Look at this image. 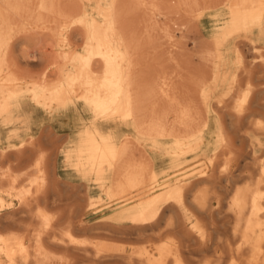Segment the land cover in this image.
Wrapping results in <instances>:
<instances>
[{
  "label": "bare ground",
  "instance_id": "obj_1",
  "mask_svg": "<svg viewBox=\"0 0 264 264\" xmlns=\"http://www.w3.org/2000/svg\"><path fill=\"white\" fill-rule=\"evenodd\" d=\"M263 100L264 0H0V264H264V117L246 173L225 122ZM36 114L77 133L44 147ZM58 152L88 194L67 214Z\"/></svg>",
  "mask_w": 264,
  "mask_h": 264
},
{
  "label": "rangeland",
  "instance_id": "obj_2",
  "mask_svg": "<svg viewBox=\"0 0 264 264\" xmlns=\"http://www.w3.org/2000/svg\"><path fill=\"white\" fill-rule=\"evenodd\" d=\"M216 24H215V22H214V20L213 19H211V17L209 16V15H204V17L202 18V25H199L198 24V27H199V30L197 29V30H194V31H192L191 33H189L188 34V37H190V38H188L187 39V44H188V47L189 48H193L194 47V43H193V39L196 37V36H200V38H205L206 37V35H205V33L204 32H206L205 31V29H208L210 32L214 29V26H215ZM80 36V35H79ZM75 36L74 38H73V40H74V42L77 44V46L78 47H80L81 45L80 44H82V37L80 36ZM205 36V37H204ZM77 37H79V38H77ZM77 39H80V40H77ZM77 40V41H76ZM192 44V45H191ZM49 49H51V48H49ZM32 51H33V49H31ZM52 50V49H51ZM251 56H252V58H253V55H252V53L250 52V53H248V57H249V59H252L251 58ZM32 57V58H31ZM37 58V59H36ZM192 58H193V61H198L199 60V58L198 57H196V56H192ZM28 59V60H27ZM27 59H24V62H23V66L25 65V67L30 71V73L32 72V75H35V73H36V75L35 76H39V74L38 73H40V75H41V73L43 72V71H45V69H46V67H47V61L45 60V59H43V58H39L38 56H35V57H33V56H30V58L28 57ZM32 59V60H31ZM33 59L35 60V61H33ZM39 61H41V62H39ZM46 61V62H45ZM42 71V72H41ZM34 73V74H33ZM264 101V100H263ZM260 109H262V111L260 110ZM256 113V114H255ZM255 116V117H254ZM246 117V118H245ZM244 117V121L242 120L241 122H239V124H236L235 126H230V124H229V121H227V116L225 117V119H226V123L228 124V127H229V130H230V132H231V134L234 136H238V137H236V138H234V149L235 150H239L240 149V152H239V154L241 153V155H239V157H237V159H235V161H234V164H237V162L238 163H240V165H241V167L244 169L245 167V164H250V160H249V158L247 157V153H249V151H250V147H249V145H248V141L244 138V137H242V135L240 134V132H239V130L241 129V128H243L244 130H245V128H247V126H249L250 125V122H248L249 120H250V118L251 119H255V118H257V117H264V104L263 105H261L260 107H259V109H258V111L257 112H254V114L252 115V117H248V116H245ZM246 121V122H245ZM241 124V125H240ZM237 126H238V128H237ZM235 129H237V130H235ZM248 131L249 132H251V133H253L254 134V132L252 131V129H248ZM244 132V131H243ZM238 138V139H237ZM244 138V140H242ZM264 138V137H263ZM237 140V141H236ZM242 140V141H241ZM247 141V142H246ZM60 142V141H59ZM59 142H58V144H59ZM244 142V143H243ZM246 143H247V145H246ZM247 149L246 151H245V149ZM244 149V150H243ZM249 149V150H248ZM248 151V152H247ZM242 152L243 153H245V154H242ZM263 153V151H262V148L261 149H259L258 151H257V154L258 155H260V154H262ZM243 155V156H242ZM244 158V156H245V159L243 160V158ZM242 159V160H241ZM200 159H198V158H194V159H191V161L189 162L190 164H192L193 162L194 163H196L195 161H199ZM193 161V162H192ZM237 161V162H236ZM247 161V162H246ZM245 163V164H244ZM5 163L4 162H0V167H2L3 165H4ZM28 165V163L27 162H24V164H23V167H26ZM240 167V171H242V173H244L245 171L247 172L248 170L245 168L244 169V172H243V169ZM239 171V172H240ZM245 172V173H246ZM62 180H60L59 182H60V184H57L56 186H55V188L53 189V195L55 196V197H61L62 199L59 201V203H60V206H61V210H63L62 212L64 213V211H65V213L64 214H67L68 213V209H67V207L65 208L63 205H67V204H79V203H77V202H81L82 204H84L85 203V198L87 197V192H86V190H85V188L84 187H78V185L77 186H74V188H73V186H72V188H71V186H68V185H66L65 183H63V182H61ZM59 189H58V188ZM76 187H78V188H76ZM61 188V189H60ZM55 190V191H54ZM59 190H61V193H60V191ZM76 190H77V192H76ZM57 191V192H56ZM83 191V192H82ZM60 193V194H59ZM62 193H64L63 195H62ZM82 193V194H81ZM92 195H95V194H97V192H90ZM86 195V196H85ZM67 197V198H66ZM77 199H78V201H77ZM224 199V198H223ZM77 201V202H76ZM51 209H52V207H51ZM67 210V211H66ZM76 211V210H75ZM79 210L77 209V211L76 212H78ZM79 212H81V211H79ZM85 212V210H83V213ZM91 212H89V211H86L85 212V215L83 216V218H84V221L88 224V225H90V224H94V223H97L100 219L99 218H95L94 216H92L91 214H90ZM224 214V213H223ZM26 219V218H25ZM86 219V220H85ZM216 220L217 221H222V220H224L223 219V217H216ZM19 227H17V226H4V227H1V229L0 230H11V229H18ZM229 228V226H221V225H218L217 226V229H219V230H223V229H228ZM167 233V232H166ZM165 232H163L162 231V234L157 238V240H159V238H162V237H164L165 236V234H166ZM124 239H123V241H122V238H120L121 239V241L122 242H124L125 240H128V242L127 243H134V242H137L136 241V238L134 237V236H131V237H128V239H125L126 237H123ZM133 240V242H132V240ZM131 240V242H130V240ZM146 244H148V243H146Z\"/></svg>",
  "mask_w": 264,
  "mask_h": 264
},
{
  "label": "crops",
  "instance_id": "obj_3",
  "mask_svg": "<svg viewBox=\"0 0 264 264\" xmlns=\"http://www.w3.org/2000/svg\"><path fill=\"white\" fill-rule=\"evenodd\" d=\"M35 120H36V123L34 124L35 135L37 137L41 136V142L45 143V145L43 144L44 147L45 146L53 147L56 151L64 143L63 141L66 142L67 140L73 138L76 135L79 124V122L75 120V115L73 114L54 116L52 118L46 117L43 114H36ZM56 138H58L57 141L55 140ZM52 139L55 142H53ZM57 154L54 158V170L56 172L57 178L58 179L60 178V180L67 183H74V184L79 183L78 180L71 175L70 171H68V169L64 167L63 154L60 152H58Z\"/></svg>",
  "mask_w": 264,
  "mask_h": 264
}]
</instances>
